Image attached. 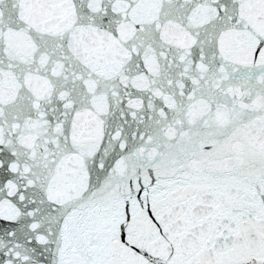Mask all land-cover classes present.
Instances as JSON below:
<instances>
[{
	"label": "snow or ice",
	"instance_id": "1",
	"mask_svg": "<svg viewBox=\"0 0 264 264\" xmlns=\"http://www.w3.org/2000/svg\"><path fill=\"white\" fill-rule=\"evenodd\" d=\"M0 264H264V0H0Z\"/></svg>",
	"mask_w": 264,
	"mask_h": 264
}]
</instances>
